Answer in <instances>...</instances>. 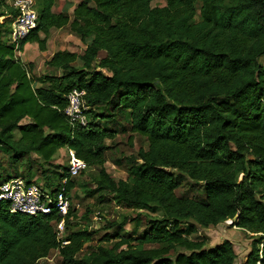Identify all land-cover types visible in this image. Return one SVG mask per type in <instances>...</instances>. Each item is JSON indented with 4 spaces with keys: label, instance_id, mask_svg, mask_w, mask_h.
I'll return each mask as SVG.
<instances>
[{
    "label": "trees",
    "instance_id": "1",
    "mask_svg": "<svg viewBox=\"0 0 264 264\" xmlns=\"http://www.w3.org/2000/svg\"><path fill=\"white\" fill-rule=\"evenodd\" d=\"M153 1L81 0L70 14L43 0L38 26L20 49L37 42L46 50L54 27L69 26L91 42L82 54L56 51L46 65L61 73L40 76L33 62L17 58L11 41L17 11L8 5L0 13L6 16L0 22V147L9 158L0 183L22 175L23 160L35 154L45 188L56 192L68 167L54 172L52 161L67 148L99 169L93 192L108 191L128 208L164 212L151 216L140 234L125 229L128 217L107 222L115 231L102 239L112 246L78 258L94 234L68 232L72 203L63 244L55 206L50 214L29 215L12 212L1 199L0 264H37L55 250L58 264H237L232 241L209 247L205 238L186 235L197 224L228 219L258 234L246 264H264V0ZM73 88L86 91L87 125L72 124L65 113ZM125 122L149 145L124 158L128 177L117 180L106 168L107 141L127 130ZM186 176L199 194H178ZM73 180L66 186L70 199ZM188 220L193 223L182 228ZM177 247L189 252L175 253Z\"/></svg>",
    "mask_w": 264,
    "mask_h": 264
},
{
    "label": "rangeland",
    "instance_id": "2",
    "mask_svg": "<svg viewBox=\"0 0 264 264\" xmlns=\"http://www.w3.org/2000/svg\"><path fill=\"white\" fill-rule=\"evenodd\" d=\"M37 11L41 10L43 5V0H35ZM81 0H55L53 6V11L63 12V8L76 6ZM12 0H6L4 5L0 3V13L6 12V7L11 5ZM7 4V5H6ZM153 6H164L166 5V0H155L152 2ZM202 2L198 1L196 3L198 16L197 20H200V8ZM8 15V14H6ZM6 16H0V22L6 20ZM44 37L43 33H40ZM86 41H82L81 38L75 34L69 26L63 28H52L50 37L47 42V49L41 50L37 42L27 43L23 49L18 48V56L23 63L27 64L33 62L34 73L38 76L45 73H58L60 70L54 68H49L46 65V61L52 57V55L58 50H71L78 53H83L86 48ZM105 52L102 51L100 56H105ZM264 62V58H263ZM77 66L82 65V61L79 59L76 63ZM105 71V70H104ZM39 85V83H35ZM28 118L22 120V123H27ZM127 130L120 132L115 139L108 140L107 143L110 146L108 151L106 162L107 171L111 176L117 180L126 179L128 177V172L125 169V157H129L132 154H136L140 147L148 148V140L137 133H133L129 129L127 122ZM129 136H132L129 139ZM8 154L0 147V180H3L7 175L8 166ZM70 159L69 149L62 148L55 155L51 166V169L55 171H61L63 167H68ZM41 161L40 158L37 159V155L33 154L30 159H24L20 166V170L23 172L19 177L24 178L26 181L31 179L34 184L43 186L45 188L47 177L42 174V170L37 165V161ZM38 161V163H40ZM51 182L53 186L57 183L58 174H50ZM75 186L70 192L71 203L73 214L70 220L67 222L68 232H75L79 230H88L93 232L94 239L84 246V249L77 255L81 258L92 248L98 245L112 246L113 242L103 240L102 238L106 234H112L115 228L106 227L107 222L113 220H121L123 217H128L125 229L134 234H140L148 227V220L151 216L162 217L163 210H149L146 208H128L124 205L119 204L115 201L114 195L108 191H95L97 181L99 179V169L98 168H86L83 172L73 178ZM191 180L186 176L182 180V184L177 190L178 194L187 193L188 195L194 196L200 192L194 191L191 188ZM193 221H184L181 225L182 228H186ZM197 231L191 232L187 231L186 235L191 239H202L205 238L207 241V246L212 247L224 240H230L233 242L235 250L237 252V264H246L249 253L251 252L252 243L255 237L258 236L257 233L247 231L243 228H239L234 225V219H228L216 226L204 227L201 225H196ZM189 251L183 247H177L176 252ZM58 252L53 251L48 257L42 258L37 264H58Z\"/></svg>",
    "mask_w": 264,
    "mask_h": 264
},
{
    "label": "built area",
    "instance_id": "3",
    "mask_svg": "<svg viewBox=\"0 0 264 264\" xmlns=\"http://www.w3.org/2000/svg\"><path fill=\"white\" fill-rule=\"evenodd\" d=\"M11 5L17 11L11 25V41L16 46V52L19 53L18 48L21 41L37 28L39 14L35 0H12ZM85 94L84 89L73 88L67 95L68 105L65 113L72 124L87 125L89 122L85 113L88 109L85 104ZM69 154L67 175L61 180V188L54 193L43 186L34 183L28 184L22 177H13L0 183V200L9 201L12 212L39 215L50 214L53 209L57 208L63 218L58 222L56 230L58 239L63 240V244L69 243V240L64 239L66 235L65 217L71 206V199L66 194V186L71 178L81 174L87 168V163L78 158L74 150L69 149Z\"/></svg>",
    "mask_w": 264,
    "mask_h": 264
},
{
    "label": "crops",
    "instance_id": "4",
    "mask_svg": "<svg viewBox=\"0 0 264 264\" xmlns=\"http://www.w3.org/2000/svg\"><path fill=\"white\" fill-rule=\"evenodd\" d=\"M65 9H67L66 7H64L63 8V10H65ZM74 9H75V6L73 5L71 8L70 7H68V12L70 13V14H72L73 13V11H74ZM91 41L90 40H87V42H86V46H87V44H89ZM105 52V51H104ZM80 54V53H79ZM82 54V53H81ZM49 60V59H48ZM77 63V62H76ZM61 150V149H60Z\"/></svg>",
    "mask_w": 264,
    "mask_h": 264
},
{
    "label": "clouds",
    "instance_id": "5",
    "mask_svg": "<svg viewBox=\"0 0 264 264\" xmlns=\"http://www.w3.org/2000/svg\"><path fill=\"white\" fill-rule=\"evenodd\" d=\"M259 264V263H258Z\"/></svg>",
    "mask_w": 264,
    "mask_h": 264
}]
</instances>
